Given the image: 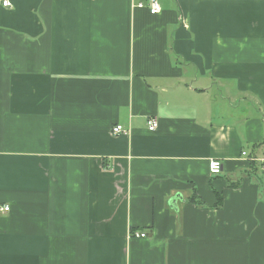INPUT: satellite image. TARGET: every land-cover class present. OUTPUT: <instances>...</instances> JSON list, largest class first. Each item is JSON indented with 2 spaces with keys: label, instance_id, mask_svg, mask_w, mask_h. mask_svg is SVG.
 <instances>
[{
  "label": "crops",
  "instance_id": "1",
  "mask_svg": "<svg viewBox=\"0 0 264 264\" xmlns=\"http://www.w3.org/2000/svg\"><path fill=\"white\" fill-rule=\"evenodd\" d=\"M9 2L0 264H264V0Z\"/></svg>",
  "mask_w": 264,
  "mask_h": 264
},
{
  "label": "built area",
  "instance_id": "2",
  "mask_svg": "<svg viewBox=\"0 0 264 264\" xmlns=\"http://www.w3.org/2000/svg\"><path fill=\"white\" fill-rule=\"evenodd\" d=\"M150 5V10L152 13H157L159 11L160 5L159 0H148ZM3 4L5 6H10L9 0H3ZM138 6L142 7L144 6L143 2H139ZM158 127V120L155 117L148 119V128L150 131L156 130ZM112 132L114 134H127L129 132V129L125 127L122 124H117L112 128ZM242 155L247 156V158L251 161H256V157L249 155L246 151L242 152ZM264 161V159H263ZM264 168V165L262 166ZM223 170V161L219 158H212L209 162V171L211 175H217L221 173ZM4 210H8L9 206H5L3 208ZM134 235L137 237H144L146 236L145 232H134Z\"/></svg>",
  "mask_w": 264,
  "mask_h": 264
},
{
  "label": "trees",
  "instance_id": "3",
  "mask_svg": "<svg viewBox=\"0 0 264 264\" xmlns=\"http://www.w3.org/2000/svg\"><path fill=\"white\" fill-rule=\"evenodd\" d=\"M252 163H254V164H252ZM251 165H252V166H256V165H255V162H253V161H251Z\"/></svg>",
  "mask_w": 264,
  "mask_h": 264
}]
</instances>
